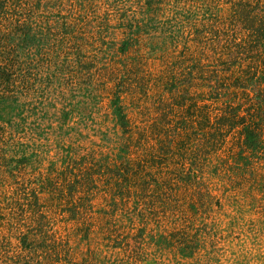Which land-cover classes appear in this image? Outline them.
I'll return each instance as SVG.
<instances>
[{"label":"rangeland","instance_id":"rangeland-1","mask_svg":"<svg viewBox=\"0 0 264 264\" xmlns=\"http://www.w3.org/2000/svg\"><path fill=\"white\" fill-rule=\"evenodd\" d=\"M0 264H264V0H0Z\"/></svg>","mask_w":264,"mask_h":264},{"label":"trees","instance_id":"trees-1","mask_svg":"<svg viewBox=\"0 0 264 264\" xmlns=\"http://www.w3.org/2000/svg\"><path fill=\"white\" fill-rule=\"evenodd\" d=\"M254 74H251V76H253ZM225 120H227V122L229 121V117L228 118H226Z\"/></svg>","mask_w":264,"mask_h":264}]
</instances>
